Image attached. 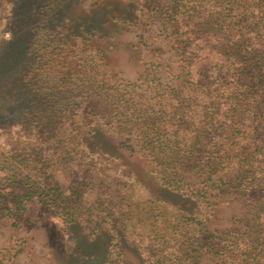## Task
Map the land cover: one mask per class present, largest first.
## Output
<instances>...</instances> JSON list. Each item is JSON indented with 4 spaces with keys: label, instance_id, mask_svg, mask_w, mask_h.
<instances>
[{
    "label": "trees",
    "instance_id": "16d2710c",
    "mask_svg": "<svg viewBox=\"0 0 264 264\" xmlns=\"http://www.w3.org/2000/svg\"><path fill=\"white\" fill-rule=\"evenodd\" d=\"M80 4L0 0V23L11 33L0 40V125L28 137L15 140L1 166L0 219L19 228L52 213L65 230L102 238L104 264H131L122 242L144 264H202L217 246L228 264H264V0L144 1L140 12L171 23L177 36L181 69L178 87L166 91L169 111L141 103L102 48L71 33ZM93 98L104 104L94 107ZM98 120L196 209L144 191ZM221 170L233 178L217 182ZM186 173L206 178L194 188ZM216 190L246 198L253 224L206 236Z\"/></svg>",
    "mask_w": 264,
    "mask_h": 264
},
{
    "label": "rangeland",
    "instance_id": "374dc122",
    "mask_svg": "<svg viewBox=\"0 0 264 264\" xmlns=\"http://www.w3.org/2000/svg\"><path fill=\"white\" fill-rule=\"evenodd\" d=\"M80 1L82 11L80 18H75L69 24L71 33L82 36L86 44L102 48L110 66L117 73L118 82L135 83L134 93L141 103H154L169 111L171 99L166 91L178 87L177 76L181 69L175 50L177 36L171 23L152 20L142 14L140 9L145 0ZM7 30L0 23V40L11 37ZM93 104L98 108L104 101L93 98ZM96 124L97 127L102 126V138L115 144L123 159L135 167L146 185L143 184L144 191L148 189L155 197L181 204L190 210L196 209V200L183 198L157 181L155 164L149 158L123 150L116 142L122 140L121 135L106 133L107 128L100 120ZM9 128L6 130L0 125V179L5 174L1 166L11 155L15 140L19 144L28 138L17 128ZM184 175L194 188L201 187V182L206 178L187 173ZM213 178L219 183L229 182L233 172L221 170ZM209 196L215 203V211L206 215V236H222L219 233L222 231L237 235L247 225L253 224L246 198L234 191L224 194L218 190L209 192ZM37 209L33 205L29 215L33 216ZM218 241L213 239L212 243L217 244ZM120 247L124 259L131 264H144L143 257L135 249L124 242ZM221 248L217 246L215 251L207 252L202 264H228L226 255L220 252ZM107 249L108 244L102 238H89L78 226L65 230L62 219L52 213L43 216L39 225L27 224L19 228L13 227L9 219H0V264H104Z\"/></svg>",
    "mask_w": 264,
    "mask_h": 264
}]
</instances>
